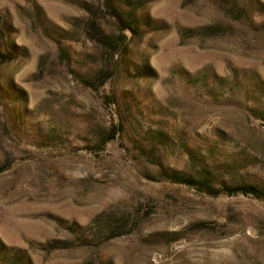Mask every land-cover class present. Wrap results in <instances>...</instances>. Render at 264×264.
Segmentation results:
<instances>
[{
    "label": "rangeland",
    "instance_id": "obj_1",
    "mask_svg": "<svg viewBox=\"0 0 264 264\" xmlns=\"http://www.w3.org/2000/svg\"><path fill=\"white\" fill-rule=\"evenodd\" d=\"M101 3L0 0V264H264V0Z\"/></svg>",
    "mask_w": 264,
    "mask_h": 264
},
{
    "label": "trees",
    "instance_id": "obj_2",
    "mask_svg": "<svg viewBox=\"0 0 264 264\" xmlns=\"http://www.w3.org/2000/svg\"><path fill=\"white\" fill-rule=\"evenodd\" d=\"M103 3H101V7H102V10H105L107 9L110 13H112L113 15H117L118 12H116V7L113 5L112 3V0H102ZM135 8L136 6L132 7L131 11L130 12H126L125 16L127 17H133L135 18ZM123 19V18H122ZM121 18L119 19L121 24V27L119 28L121 31L124 29V28H128L130 30H133V28H131L129 26V23H126L124 20H122ZM120 35L121 37H123V33L120 32ZM120 37V36H118ZM102 42L105 43V45H108V46H112L113 45V41H115L114 39H112L111 37H108L106 36V38L103 37V39H101ZM234 190L236 191H242L243 193H249L252 191V187H249V186H238L236 188H234Z\"/></svg>",
    "mask_w": 264,
    "mask_h": 264
}]
</instances>
